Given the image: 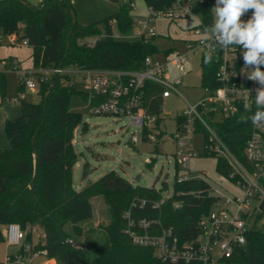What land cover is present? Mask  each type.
Listing matches in <instances>:
<instances>
[{
  "label": "trees",
  "instance_id": "trees-1",
  "mask_svg": "<svg viewBox=\"0 0 264 264\" xmlns=\"http://www.w3.org/2000/svg\"><path fill=\"white\" fill-rule=\"evenodd\" d=\"M144 1L148 7L161 10L173 0ZM131 8V4H122L115 13L82 25L74 22L75 0H42L38 4L28 0H0V32L17 35L22 31L23 39L33 49L36 68L140 69L146 56L159 51L154 36L139 39L112 36L114 23L119 33H131L134 26ZM206 13H209L207 8ZM99 35L93 46L81 43L84 38ZM216 68L213 61H203L204 85H218ZM75 86L71 84L70 75H55L50 81L40 83L37 93L41 99L33 103L23 98L21 93L25 87L19 81L20 118L28 122L15 130L6 126L10 146L0 147V240H4L3 225L19 223L27 230L30 242H33L32 229L42 228L44 238L35 243L34 250L47 249L48 257L61 264H168L152 247L133 242L125 232L124 212L130 209L134 216L154 218L160 221L161 227H171L180 241L191 240L201 233L199 221L217 200L213 185L208 179L197 176L179 181L176 174L173 194L164 198L154 186L134 184L110 170L76 190L73 186V167L78 160L75 131L79 126L86 131L88 123L81 112L70 108ZM0 92L3 96L6 92L2 72ZM83 98L88 100L89 95ZM256 110V106H252L251 111H245L242 104L238 113L216 123L220 137L246 165L244 149L252 128L249 117ZM160 118L155 127L159 126ZM184 121L183 115L177 117V129ZM196 130L203 132L206 139L207 131L199 122H196ZM143 139H147L146 131ZM153 163L154 158H151L147 165ZM230 169L227 161L217 156V170L229 176ZM95 196L104 199L108 221L87 227L94 216L91 199ZM162 199L155 207L154 203ZM262 207L264 210V203ZM66 239L79 242L81 246H74ZM19 252L26 253L23 249ZM223 264H264V231L251 228L246 243L237 247Z\"/></svg>",
  "mask_w": 264,
  "mask_h": 264
},
{
  "label": "built area",
  "instance_id": "built-area-1",
  "mask_svg": "<svg viewBox=\"0 0 264 264\" xmlns=\"http://www.w3.org/2000/svg\"><path fill=\"white\" fill-rule=\"evenodd\" d=\"M215 6V0H173L165 9L156 10L148 7V16L145 19L134 20L133 30L129 34H112L118 39L149 38L156 35L154 28H149L148 23L155 18L167 17L170 21L181 18H195L197 25L191 28L195 39L188 45L194 51L200 49L202 54L209 53L208 44L211 41L204 40V29L213 23L214 14L211 9ZM206 8L209 13H206ZM252 15L249 10L241 19L247 21ZM147 32V34H146ZM15 34L10 35L11 41ZM99 36L84 38L81 43L88 46L95 45ZM29 45L26 40L23 42ZM211 51V59L216 65L215 79L217 86L204 85L209 95L195 104L183 114L185 121L178 129L180 137L177 140L178 153L181 155V164L189 168L191 146L185 139L184 134L197 133L196 122H199L207 131L205 148L224 158L230 166L229 176L225 178L231 183L226 192L235 190L231 196L214 188L217 200L210 212L203 215L199 221L201 233L194 239L180 241L171 227H161L160 221L151 217L134 216L130 209L124 212L126 219L125 232L133 242L143 246L152 247L155 254L168 264L185 262L186 264H223L233 255L235 249L247 241V233L253 228H260L264 224V126L252 125L251 133L246 141L244 155L248 165L244 164L237 155L223 141L216 129V123L224 118L235 115L240 111L244 96L248 94L254 101L257 84L247 79L242 73L243 49L237 47L233 50H224L218 45ZM187 55L177 53L166 62L156 60L153 55L146 56L144 66L134 70L120 69H91L80 66L69 67H39L34 70L21 69L13 62L12 67L19 74V81L25 88L38 91L40 83L50 81L58 74L71 76V84L76 85V77L82 76V84L89 95V107L93 114L104 115H129L131 123L139 130L146 131V140L158 142L156 121L159 113L146 111L144 97L147 86L160 84L163 86V97L167 98L173 92L179 93L180 79L172 80L168 75V66L173 64L178 70H184ZM4 66L8 62L1 61ZM264 70V69H262ZM248 90L251 93H248ZM252 106H255L254 102ZM137 132H133L131 140L136 142ZM187 146L189 147L188 149ZM193 176L202 177L198 174H185L178 178L179 181ZM161 201L155 202L159 206ZM145 202L142 201V205ZM136 206V203H133ZM176 206H178L176 204ZM37 231L35 227L32 232ZM28 232L19 223H8L5 226L4 239L9 245L18 247L16 255L11 254L2 264H32L36 255H43L50 264H61L48 257L47 249L34 250V242L27 240ZM44 236L39 237L42 241ZM37 241V242H38ZM30 253L29 259L22 260V252Z\"/></svg>",
  "mask_w": 264,
  "mask_h": 264
},
{
  "label": "rangeland",
  "instance_id": "rangeland-1",
  "mask_svg": "<svg viewBox=\"0 0 264 264\" xmlns=\"http://www.w3.org/2000/svg\"><path fill=\"white\" fill-rule=\"evenodd\" d=\"M30 1L38 4L42 0ZM125 3L132 5L131 16L134 20L145 19L148 16V6L144 0H75L76 22L82 25L97 22L118 11ZM195 25H197L195 18L170 21L167 17H159L148 23V27L156 31L153 38L159 49L153 55L156 60L166 62L177 53L188 56L183 71L178 70L173 64L168 66L169 77L172 80H181L177 88L179 93L173 92L170 97L165 98L162 94L163 86L155 83L147 88L144 97L145 110L159 113L161 117L155 131L158 133L157 150L156 143L143 139L142 131L131 123L129 115L91 113L89 101L83 98L87 93L82 84L83 77H76V91L72 94L70 108L81 112L83 119L88 123L86 131L80 126L75 131L74 148L78 153V161L73 168V185L76 190H81L106 172L115 170L134 184L154 186L162 192L164 198L173 194L176 174L177 178L191 173L201 175L208 179L214 188L230 196L235 191L226 192L227 187L231 188V183L217 170V156L205 154L203 132L184 134L188 146H191V152L195 153V156L190 158L189 168L183 167L181 155L178 153L177 140L181 135L177 129V117L183 115L190 108V104H195L209 95L202 81L204 55L200 49L192 51L188 47L195 39V34L191 30ZM112 30L114 35H118L115 23ZM23 42L22 31L13 41L10 35L0 32V62H8L7 66L0 64V72L4 74L6 80L5 95L0 92V147L10 146L6 132L8 121L22 115L18 99L19 74L11 68V63H17L23 70L36 68L32 59V47ZM21 94L28 102L36 103L41 99L37 91L29 88H24ZM135 131L138 139L133 142L131 137ZM151 158H154V163L148 166L147 162ZM164 182L167 183L165 186ZM91 201L94 216L87 227H97L98 224L108 221L107 205L101 196H95ZM259 227L264 231L263 223H260ZM37 230L39 236L35 233L34 241L44 236L42 228L37 227ZM17 251V246L9 245L5 239L0 240V262H5L11 254L16 255ZM21 254L22 260L29 259L30 253ZM32 264L50 263L45 256L39 254L32 259Z\"/></svg>",
  "mask_w": 264,
  "mask_h": 264
},
{
  "label": "clouds",
  "instance_id": "clouds-1",
  "mask_svg": "<svg viewBox=\"0 0 264 264\" xmlns=\"http://www.w3.org/2000/svg\"><path fill=\"white\" fill-rule=\"evenodd\" d=\"M249 10L252 11L251 17L242 20ZM211 12L214 14L213 23L204 29V40L211 41L207 45L209 53L205 55V62L210 61V53L216 45L224 50L243 49L241 71L258 85L254 101L248 94L244 96L243 108L251 111L254 102L257 110L249 119L255 127L264 126V0H215Z\"/></svg>",
  "mask_w": 264,
  "mask_h": 264
},
{
  "label": "water",
  "instance_id": "water-1",
  "mask_svg": "<svg viewBox=\"0 0 264 264\" xmlns=\"http://www.w3.org/2000/svg\"><path fill=\"white\" fill-rule=\"evenodd\" d=\"M73 17H74V22H76L75 14H73ZM27 122L28 121L26 118H19L16 120L8 121L7 126L10 130H15V129H20V128L25 127L27 125ZM66 241H69L74 246H77V247L81 246L79 242H73L72 240H67V239H66Z\"/></svg>",
  "mask_w": 264,
  "mask_h": 264
},
{
  "label": "crops",
  "instance_id": "crops-1",
  "mask_svg": "<svg viewBox=\"0 0 264 264\" xmlns=\"http://www.w3.org/2000/svg\"><path fill=\"white\" fill-rule=\"evenodd\" d=\"M29 2H31L30 0H28ZM41 2V1H40ZM32 3V2H31ZM20 118V117H19ZM19 118H16V119H19ZM16 119H14V120H16ZM78 154V153H77ZM78 161V160H77ZM77 163V162H76ZM76 163H75V165H76ZM74 168V167H73ZM73 179H74V174H73ZM74 186V185H73ZM5 226L6 225H3L1 228H2V232H3V235H4V231H5ZM35 229H37V227H35ZM35 233H38V230L37 231H34L33 232V242L34 243H37V241H34V236H35ZM38 236H39V233L37 234ZM34 259V258H33ZM36 259V258H35ZM49 261V260H48ZM49 263H51V261H49Z\"/></svg>",
  "mask_w": 264,
  "mask_h": 264
}]
</instances>
